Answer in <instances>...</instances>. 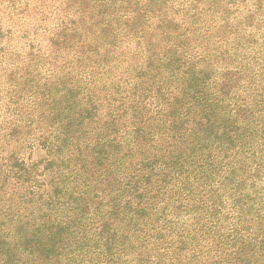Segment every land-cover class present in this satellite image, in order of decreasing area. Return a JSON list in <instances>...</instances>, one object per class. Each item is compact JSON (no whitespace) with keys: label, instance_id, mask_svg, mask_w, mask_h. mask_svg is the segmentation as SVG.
<instances>
[{"label":"trees","instance_id":"trees-1","mask_svg":"<svg viewBox=\"0 0 264 264\" xmlns=\"http://www.w3.org/2000/svg\"><path fill=\"white\" fill-rule=\"evenodd\" d=\"M0 264H264V0H0Z\"/></svg>","mask_w":264,"mask_h":264}]
</instances>
